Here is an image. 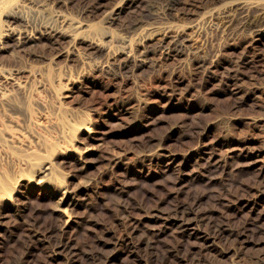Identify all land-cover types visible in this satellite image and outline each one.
Wrapping results in <instances>:
<instances>
[{
  "label": "rangeland",
  "instance_id": "rangeland-1",
  "mask_svg": "<svg viewBox=\"0 0 264 264\" xmlns=\"http://www.w3.org/2000/svg\"><path fill=\"white\" fill-rule=\"evenodd\" d=\"M0 1V264H264V0Z\"/></svg>",
  "mask_w": 264,
  "mask_h": 264
},
{
  "label": "bare ground",
  "instance_id": "bare-ground-1",
  "mask_svg": "<svg viewBox=\"0 0 264 264\" xmlns=\"http://www.w3.org/2000/svg\"><path fill=\"white\" fill-rule=\"evenodd\" d=\"M155 1V0H154ZM162 1V3L164 4L163 5V15H159V17L161 16H164V15H167V14H169L170 12H171V10L173 9V8H175L176 6H178V5H180V4H182V3H185L186 2V0H161ZM161 1H159V2H161ZM4 2V1H3ZM37 2V1H36ZM235 2H236V0H235ZM245 2V1H244ZM0 3H2L1 1H0ZM152 3H154V2H152ZM157 3V2H156ZM159 4V3H158ZM244 4V3H243ZM248 4L249 3H247L246 5L244 4L243 5V7L245 8V9H249L250 8V5L248 6ZM4 5V4H3ZM153 5H155V4H153ZM148 6L150 7V5H149V3H148ZM158 6V5H157ZM160 6V5H159ZM46 7V6H45ZM159 8V7H158ZM149 9H151V8H149ZM148 9V10H149ZM16 10V9H15ZM156 9H154V11H155ZM159 10V9H158ZM152 11V10H151ZM154 11H152V12H154ZM187 11V10H186ZM147 12V11H146ZM145 12V13H146ZM152 12H151V14H152ZM246 12V11H245ZM248 12H249V10H248ZM141 13H143V12H141ZM148 13V12H147ZM161 13H162V11H161ZM144 14V13H143ZM159 14V13H158ZM242 14V13H241ZM245 14H247V12L245 13ZM9 17H13V18H17V17H20V18H23V14H21V13H19V12H15V11H10L8 14H7ZM150 15V14H149ZM148 15V16H149ZM243 15V14H242ZM249 15V14H248ZM251 15V14H250ZM139 16V15H138ZM146 16H147V14H146ZM145 16V17H146ZM152 16H153V14H152ZM158 16V15H157ZM115 17V16H114ZM137 17V16H136ZM141 17V16H140ZM139 17V18H140ZM143 17V16H142ZM144 17V18H145ZM245 17V16H244ZM143 18V20H139L138 18H136V21L133 23V25L134 26H137V25H139V24H141V23H143L144 21H146L145 19ZM155 18V17H154ZM225 18H226V21H225V24H226V22H228V23H231V20H232V16L230 17V16H225ZM24 20L26 19V21H27V23H28V20H27V17L26 16H24V18H23ZM35 19V18H34ZM39 19V18H38ZM57 19V18H56ZM141 19V18H140ZM151 19V18H150ZM61 21V20H60ZM64 21V20H63ZM71 23V22H70ZM227 23V24H228ZM239 24H240V27H241V29H248V31H249V29L250 30H256V32H257V35H260V29H258V26H257V23H255L254 22V20L252 19V17H250V16H247L246 15V17L241 21V22H238ZM25 24V23H24ZM132 24V23H131ZM55 25V24H54ZM133 25H130L131 27L133 26ZM52 26V25H51ZM51 26H49V27H47L46 29L47 30H44V31H39V33H40V35H45L46 34V36L48 35V36H51V37H53V40H54V38L55 37H57L58 36V34L61 32L60 30H58L59 28L57 27V28H55V27H51ZM235 27V26H234ZM238 27V26H237ZM126 28V27H125ZM240 29V30H241ZM34 30V29H33ZM32 30V31H33ZM38 30V29H37ZM63 31V30H62ZM181 31H175V32H170V31H168V30H163L162 32H160V33H157V34H160V36L158 37L157 36V41H156V48L154 47L153 48V46H151L150 44H146L147 42H145V40H146V38H153V37H151V36H153V33H155V31H151V32H149L148 34H146V35H144L143 36V39H142V41H141V44H142V46H141V48H138V49H136V51H131V50H128V51H123V53H124V56H123V58H122V60L123 61H121L122 62V64L123 65H126L128 62H129V60L131 59V58H133L138 64H140V65H142V64H153L152 63V52H154V50L155 49H161V48H168V49H170L171 51L172 50H175L176 52H178V53H184L183 52V50H184V48H185V46H186V44H187V38L185 37V36H183L181 33H180ZM250 32V31H249ZM254 32V31H253ZM20 33V32H19ZM14 34V33H13ZM61 34V33H60ZM15 36V35H14ZM17 36V35H16ZM37 35L34 33V32H27V33H25L24 35L23 34H20L19 36H17V38H18V43H19V46H22V48L24 49V47H25V45H26V43H27V41L29 40V39H33V38H37L36 37ZM73 37V36H72ZM29 42V41H28ZM97 44V43H96ZM27 47V46H26ZM19 48V47H18ZM20 49H21V47H20ZM22 49V50H23ZM186 49V48H185ZM185 51V50H184ZM25 57V56H24ZM13 137H15L16 138V136H14V135H12V138ZM39 168V170L37 171V173L38 172H42V173H45L46 171H48L49 169H50V165H48V164H46V163H44V164H42L40 167H38ZM43 175V174H42ZM67 198V197H66ZM65 198V199H66ZM188 218V217H187ZM183 220V219H182ZM194 220V219H193ZM194 221H191V220H185V221H182V222H180V228H181V230H183V231H187V230H190L191 232H193V233H196V234H199L202 238H204L205 239V242H206V245L208 246V247H212V246H214V245H216V244H220V243H218V242H220V239L222 240V238H225V239H229V235H222V234H224V233H222V231H220V230H218V231H213V232H207V233H203L202 234V232L203 231H200V229H199V227H196L195 225H194ZM179 228V227H178ZM214 230V229H213ZM230 234V233H229ZM225 236V237H224ZM128 241V240H127ZM226 241V240H225ZM130 242V241H129ZM221 245V244H220ZM128 246H129V248H130V251L131 252H133L134 250H135V243H128ZM228 253V252H227ZM147 260V259H146ZM150 260V259H149ZM155 261V260H154ZM147 262V261H146ZM152 262V261H151Z\"/></svg>",
  "mask_w": 264,
  "mask_h": 264
}]
</instances>
